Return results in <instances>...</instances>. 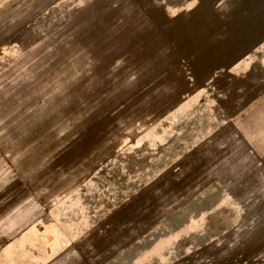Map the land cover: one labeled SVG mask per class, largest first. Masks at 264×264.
I'll return each instance as SVG.
<instances>
[{
    "label": "rangeland",
    "instance_id": "rangeland-1",
    "mask_svg": "<svg viewBox=\"0 0 264 264\" xmlns=\"http://www.w3.org/2000/svg\"><path fill=\"white\" fill-rule=\"evenodd\" d=\"M258 43L264 0H0V264H264V144L211 89Z\"/></svg>",
    "mask_w": 264,
    "mask_h": 264
},
{
    "label": "crops",
    "instance_id": "crops-1",
    "mask_svg": "<svg viewBox=\"0 0 264 264\" xmlns=\"http://www.w3.org/2000/svg\"><path fill=\"white\" fill-rule=\"evenodd\" d=\"M155 1L160 8L172 14L182 11L189 2L194 0ZM248 49L250 52L224 69L219 80H213L211 89L214 95L216 93V96L221 99V114L225 119L249 139L248 143L261 145L264 143L259 141V136L254 135L250 130L257 129L259 123L264 124V45L258 43ZM34 233V226L25 233V240L30 247L37 241ZM46 249L38 247L41 257L54 255L55 248ZM31 260H33V254ZM30 264L34 262L30 261Z\"/></svg>",
    "mask_w": 264,
    "mask_h": 264
}]
</instances>
